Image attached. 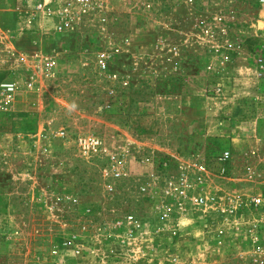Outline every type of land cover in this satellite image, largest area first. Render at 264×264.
I'll return each mask as SVG.
<instances>
[{
    "label": "rangeland",
    "instance_id": "rangeland-1",
    "mask_svg": "<svg viewBox=\"0 0 264 264\" xmlns=\"http://www.w3.org/2000/svg\"><path fill=\"white\" fill-rule=\"evenodd\" d=\"M29 1L0 0V78L41 88L0 116V264H264V205L227 217L264 198V0H108L105 31L87 18L68 35L22 29ZM107 36L128 47L101 72ZM44 130L66 134L49 156ZM209 194L214 209L193 199Z\"/></svg>",
    "mask_w": 264,
    "mask_h": 264
},
{
    "label": "built area",
    "instance_id": "built-area-1",
    "mask_svg": "<svg viewBox=\"0 0 264 264\" xmlns=\"http://www.w3.org/2000/svg\"><path fill=\"white\" fill-rule=\"evenodd\" d=\"M32 1V0H31ZM29 1L23 9H18L21 15L22 29H34L39 31L41 34H71L76 32L77 27L86 20L87 18L96 21L102 31H105V24L108 20L109 3L108 0H33ZM188 3L192 4L193 0H188ZM219 18L214 17L217 21ZM106 47L102 49L97 54L96 64L101 72L109 71V62L111 57L118 56L127 51V43L124 38H113L107 36ZM43 63L50 76L55 75V69L53 68L52 61L49 59L40 60L36 67L39 69L40 63ZM39 66V67H38ZM109 77L114 80L120 81V76L117 73H109ZM38 80L36 76L29 75L26 81L21 82L17 78L5 79L0 78V116H5L9 114L12 108L17 103V100L24 92L37 93L41 90L40 86L37 84ZM53 136H59L65 138L66 134L64 130L53 132L41 131L36 135L37 144L36 149L40 155H51V140ZM79 152L83 155H98L104 152L105 144L103 140L98 136H81L76 140ZM3 156L6 155L5 152L2 153ZM229 154L226 152L223 154L222 158H228ZM37 158L35 157V161ZM199 172L206 173V167L204 164L199 163L197 165ZM123 172L120 167L114 168L112 171V178L118 180L121 178ZM141 191L146 192L147 188L141 186ZM106 189L108 192L114 191V186L112 184H107ZM167 194L173 196L176 199V205L180 208H184L185 201L189 195L187 193V188L184 183L176 185L169 183ZM47 195L50 197L53 195L51 191H47ZM57 199V198H56ZM59 199V197H58ZM196 204L201 208L214 209L218 206V200L213 195H197L193 196ZM57 202V201H56ZM231 203V208L228 209V216L236 218L239 207H249V205L255 207H262L264 205V198L261 196L252 197L251 200H245L244 198L237 197ZM249 203V204H248ZM52 206V203L49 205ZM126 220L131 226L137 227L136 219L133 215L126 216ZM254 222V221H253ZM252 222V223H253ZM250 223V222H248ZM256 225L253 224L247 227L246 232L252 233L257 230ZM132 234V230L130 231Z\"/></svg>",
    "mask_w": 264,
    "mask_h": 264
},
{
    "label": "crops",
    "instance_id": "crops-1",
    "mask_svg": "<svg viewBox=\"0 0 264 264\" xmlns=\"http://www.w3.org/2000/svg\"><path fill=\"white\" fill-rule=\"evenodd\" d=\"M10 170V169H9ZM5 218H7V217H5ZM7 239V238H6ZM0 250H2L3 252H8V250H7V247L6 248H1V246H0Z\"/></svg>",
    "mask_w": 264,
    "mask_h": 264
}]
</instances>
